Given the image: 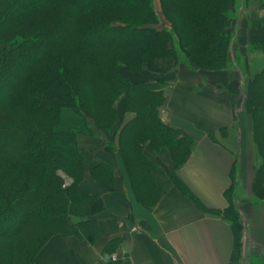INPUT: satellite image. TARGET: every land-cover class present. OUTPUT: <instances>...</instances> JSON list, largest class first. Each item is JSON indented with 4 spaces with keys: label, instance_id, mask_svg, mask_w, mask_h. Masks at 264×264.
I'll return each mask as SVG.
<instances>
[{
    "label": "trees",
    "instance_id": "trees-1",
    "mask_svg": "<svg viewBox=\"0 0 264 264\" xmlns=\"http://www.w3.org/2000/svg\"><path fill=\"white\" fill-rule=\"evenodd\" d=\"M161 5L168 26L160 25L154 0H0V264H12L17 252L28 262L51 235L93 227L87 216L94 196L79 187V135L97 126L112 148L125 114L135 111L121 136L133 135L138 146L150 138L173 150L184 144L188 155L193 140L159 116L167 82L140 74L180 52L200 68L228 67L237 0ZM256 46L264 51V41ZM250 102L264 157V68L253 78ZM60 171L73 182L65 185ZM232 177L224 215L239 221L235 171ZM263 181L264 163L255 186Z\"/></svg>",
    "mask_w": 264,
    "mask_h": 264
},
{
    "label": "crops",
    "instance_id": "crops-1",
    "mask_svg": "<svg viewBox=\"0 0 264 264\" xmlns=\"http://www.w3.org/2000/svg\"><path fill=\"white\" fill-rule=\"evenodd\" d=\"M236 11L228 67L182 60L172 79L160 75L168 84L159 116L193 140L188 155L184 144L173 150L150 138L138 146L133 135L121 136L135 111L125 114L115 147L99 130L80 136L79 187L94 196L87 216L93 227L55 233L30 261L17 252L12 264H264V181L255 186L264 157L250 102L253 78L264 68L256 46L264 41V0H237ZM234 171L239 221L224 215ZM176 178L213 210L200 207Z\"/></svg>",
    "mask_w": 264,
    "mask_h": 264
},
{
    "label": "rangeland",
    "instance_id": "rangeland-1",
    "mask_svg": "<svg viewBox=\"0 0 264 264\" xmlns=\"http://www.w3.org/2000/svg\"><path fill=\"white\" fill-rule=\"evenodd\" d=\"M154 4H155V10H156V13H157V16L160 20V25L162 26H168L169 25V22L166 18V16L163 14V9H162V5H161V0H154ZM164 60H162L163 62L161 64H158L155 62H150L146 68V70H144V72H142L140 74V76L142 75L144 77V75L147 74V71L148 70H151L152 72L151 73H148V74H152V78H155L157 80L160 81V75L161 76H165L167 79H172L173 76H174V71L177 67V65L179 64L180 61L182 60H185L187 59L186 58V55L185 54H182L181 52L179 53V57L177 58H174V57H166V58H163ZM188 60V59H187ZM156 63V64H154ZM230 64V62H229ZM168 67H169V70H168ZM136 77V75H133ZM151 78V77H150ZM164 80V79H163ZM169 82V80H167ZM168 84V83H167ZM159 85L160 86H163L165 87L166 83L164 81H160L159 82ZM167 89V85L165 87ZM92 121V120H91ZM92 123L94 124V122L92 121ZM100 131V132H105L104 130H102L101 128L95 126L94 127V131L93 133L91 134H81L78 136V145L80 146V143H79V138L80 136H86V135H95V133L97 131ZM81 147V146H80ZM85 151V150H83ZM60 173L62 174V176L65 178V185H69L73 182V179L70 178L68 175H66L63 171H60ZM53 229H55L53 226L50 227V228H45L44 230L46 231V233L49 231H54Z\"/></svg>",
    "mask_w": 264,
    "mask_h": 264
}]
</instances>
